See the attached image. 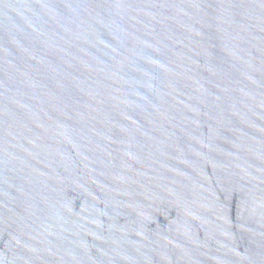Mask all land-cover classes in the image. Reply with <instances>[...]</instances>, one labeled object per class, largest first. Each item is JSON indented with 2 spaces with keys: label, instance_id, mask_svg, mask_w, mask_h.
I'll list each match as a JSON object with an SVG mask.
<instances>
[{
  "label": "water",
  "instance_id": "obj_1",
  "mask_svg": "<svg viewBox=\"0 0 264 264\" xmlns=\"http://www.w3.org/2000/svg\"><path fill=\"white\" fill-rule=\"evenodd\" d=\"M0 264H264V0H0Z\"/></svg>",
  "mask_w": 264,
  "mask_h": 264
}]
</instances>
